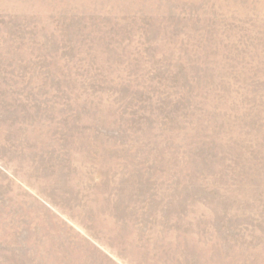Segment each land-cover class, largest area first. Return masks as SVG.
I'll return each mask as SVG.
<instances>
[{"label": "rangeland", "instance_id": "obj_1", "mask_svg": "<svg viewBox=\"0 0 264 264\" xmlns=\"http://www.w3.org/2000/svg\"><path fill=\"white\" fill-rule=\"evenodd\" d=\"M0 264H264V0H0Z\"/></svg>", "mask_w": 264, "mask_h": 264}]
</instances>
